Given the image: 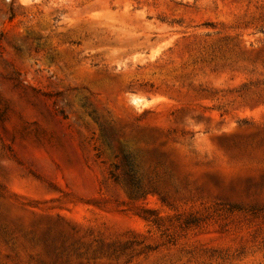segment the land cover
Here are the masks:
<instances>
[{
    "label": "rangeland",
    "instance_id": "1",
    "mask_svg": "<svg viewBox=\"0 0 264 264\" xmlns=\"http://www.w3.org/2000/svg\"><path fill=\"white\" fill-rule=\"evenodd\" d=\"M0 264H264V0H0Z\"/></svg>",
    "mask_w": 264,
    "mask_h": 264
},
{
    "label": "trees",
    "instance_id": "2",
    "mask_svg": "<svg viewBox=\"0 0 264 264\" xmlns=\"http://www.w3.org/2000/svg\"><path fill=\"white\" fill-rule=\"evenodd\" d=\"M149 212V211H148ZM154 224H158L157 220H152Z\"/></svg>",
    "mask_w": 264,
    "mask_h": 264
}]
</instances>
